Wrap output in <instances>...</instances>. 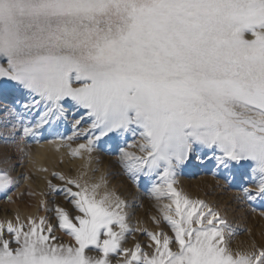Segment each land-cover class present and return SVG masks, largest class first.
Returning <instances> with one entry per match:
<instances>
[{
  "label": "snow or ice",
  "instance_id": "snow-or-ice-1",
  "mask_svg": "<svg viewBox=\"0 0 264 264\" xmlns=\"http://www.w3.org/2000/svg\"><path fill=\"white\" fill-rule=\"evenodd\" d=\"M5 90L20 98L0 122L4 143L16 142L18 128L21 139L34 136L76 112L79 132L67 139L86 143L73 156L93 153L103 137L139 136L128 147L141 154L119 149L122 167L134 182H152L157 201H171L160 211L174 235L145 231L152 254L125 248L140 231L127 204L101 195L102 183L61 175L77 190L57 191L77 214L57 207L56 225L0 222V264H113L121 256L116 264H264V245L233 250V226L175 186L191 154L208 150L218 167L243 170L255 185L242 187L246 200H264V0H0ZM15 183L0 172V191Z\"/></svg>",
  "mask_w": 264,
  "mask_h": 264
},
{
  "label": "rangeland",
  "instance_id": "rangeland-1",
  "mask_svg": "<svg viewBox=\"0 0 264 264\" xmlns=\"http://www.w3.org/2000/svg\"><path fill=\"white\" fill-rule=\"evenodd\" d=\"M19 98L18 94H13L7 90L0 93V122L10 119L7 117V110L12 108L14 100ZM4 105L9 107H5ZM69 106L70 105H66L68 108ZM32 119V116L26 117V120ZM69 119L70 117H68V120ZM68 120L58 126L55 125L59 133L61 132L60 126H62V124H68ZM41 129L42 127L35 129V133L37 134ZM4 132L5 129L3 125L0 124V172L7 173L16 183L6 194L2 191L0 200L12 207L14 211L15 207L27 209V211H31L33 208L37 207L38 212H44V215H46L47 210L45 209H47L49 203L46 198V191L51 186L49 185L51 184L50 182L54 179L52 173L55 169H51L52 171L48 168L42 169L45 176L41 179V181L44 180L42 181L43 184H40L29 178L30 175L33 174L36 166L34 164H32V166L29 165L27 170L23 171L25 175L21 178V183L18 182L19 177L17 176V168L21 166L24 158L31 154L29 145L32 144V140L35 139L36 134L21 139L20 137L23 134L18 128L17 132L14 134L16 142L4 143ZM216 155H219V153ZM108 167L109 170L105 173L104 178L114 183L113 192L117 193V189L124 190L125 199L121 197L120 199L127 204L125 209L128 210L130 205H137L138 208L135 213L138 214V219L144 223L147 229L157 228V230L153 232L160 233V231H163L170 236L174 235L169 228L170 226H165L164 223L161 224L160 219L163 218L160 211L161 204H154L152 200H147L143 196V192H146V188L152 187V182L148 181V183L144 182L145 184H143L142 180H140L138 184L131 180L128 175H124L122 169L118 166L109 164ZM45 170H48L49 174H45ZM241 171L243 170H238L236 168L231 170L224 169L222 165L218 167L210 151L197 150L191 154L189 159L182 166L180 175L177 178L185 181L184 186L188 190H191L194 194V199L205 201L212 208L218 210L221 216L233 226L236 230L234 238L231 240V247L233 250L247 251L253 243L264 245V200L257 197L254 201H248L243 197L241 191L242 187H249L254 191L255 185L252 184L246 176L242 175ZM196 180H198V183L195 182ZM36 185L38 187L41 185L43 186L37 188ZM218 190L221 191L219 195L217 194ZM8 197H11V199ZM130 210L131 209L128 211V215L132 212H130ZM35 219L39 220L38 217ZM23 220L24 219H22V221ZM157 221H159V223H157Z\"/></svg>",
  "mask_w": 264,
  "mask_h": 264
},
{
  "label": "bare ground",
  "instance_id": "bare-ground-1",
  "mask_svg": "<svg viewBox=\"0 0 264 264\" xmlns=\"http://www.w3.org/2000/svg\"><path fill=\"white\" fill-rule=\"evenodd\" d=\"M245 38L250 39L253 37H251L250 35H246ZM4 106L9 107L7 105ZM69 108L71 112L72 111L71 106H69ZM80 114H81L80 112H76L75 116L70 114L69 115L70 119L68 120L69 123L62 124V126H60L61 128L60 133L55 128V125L43 126L42 129L37 132L35 139L32 140V144L29 145L31 154L27 155L24 158V161L23 162L21 161L22 162L21 166L17 168L18 170L17 176L19 177L18 182L21 183V178L25 175L23 174V171H26L29 165L30 166H32V164L36 165L34 168L36 171L34 170L33 174L30 175L29 178L35 180L34 182H39L40 184H43L42 181L44 180L41 181V179L44 178L43 176H45L43 174L42 169L44 168H48L49 170L55 169V171H53L52 173L54 179L53 181L50 182L51 184L49 185L51 186L46 191L47 192L46 198L49 201L47 205V209H45L47 210L46 215H44V212L43 213L38 212L37 207L33 208L31 211H27V209H20L15 207V211H14L12 207L6 205L4 201L0 200V222H6L11 220L15 223L17 216L20 217L21 221L22 219H24L23 221L25 222L28 220V218L35 219L36 217L40 218L46 216L45 218L49 219L53 225H56L58 223V217L55 212V209L57 207L67 210L70 213V215L77 214L74 211V206L69 203V199L65 196V194L57 191V189H63L65 187H73L71 185H66L65 180H61L59 178L61 175L66 178L67 177L79 178L82 183L87 181L88 184L90 185L94 183H102L104 186L101 187V189L99 190L101 195H103V193L107 191L113 194L114 196H118L119 198L121 197L125 199L124 190L117 189V193L113 192L114 183L110 182L109 179L104 178L105 173H107V171L109 170L108 167L109 164H114L118 166L120 169H122L124 175H127L121 164V153L119 149L126 148L127 151L141 154L139 152L138 147H128V145L133 144L134 140L138 143L142 142L141 138L139 136L133 137L131 135H128L125 137H121L117 142L114 140H110L107 137H103L101 138L100 141L97 142V148L93 153L89 154L87 152H83L80 156H73L71 154L72 149L78 147L80 143H86V140L82 136L79 138L74 137L72 140L67 139L68 137L73 136L74 132H79L78 128L73 127V120L74 118H79ZM84 127H87V124H84ZM69 145H71V147H69ZM47 171L45 172V174L46 173L49 174V171L48 172ZM141 180L143 184H145L144 182L148 183L149 181L146 178H141ZM177 180L178 183L175 186L183 193L187 194L190 198L194 199V194L191 192V190H188L184 186L185 181L180 178H177ZM195 182L198 183V180H196ZM42 186L43 185H41L40 187ZM40 187L37 186V188ZM151 189L152 187H148L146 188V192H143V196L147 200H152L154 204L171 202L167 198H165L162 201H157L154 198V196L151 194ZM73 190L76 191L77 189L73 187ZM220 193L221 191L218 190L217 194L219 195ZM1 194L2 191H0V195ZM137 208H138L137 205H130L128 207V210L125 209V212L127 214L129 209H131L130 212L132 211L128 215L129 217L128 223L130 227L138 228L140 229V231H136L130 234L127 240L124 242L123 246L125 248L134 250L136 244H140L143 251L152 254L154 253V245L153 247H149L148 245L152 244L153 242L150 241L148 236L144 235V232L145 231L149 232V230L150 232H153L157 230V228L147 229L144 223L138 219L137 216L138 214L135 213L137 211ZM133 212L135 213V215ZM160 220H161V224L164 223L165 226L166 225L169 226L167 222L164 221L163 218H161ZM114 230L118 231L119 229L114 226ZM55 235L59 237L60 240L63 241L65 244H72L75 246L74 239L71 236L66 235L64 231L59 229L58 227L55 230ZM104 238L107 237H102V239ZM173 250L174 251L177 250V247L174 246ZM91 254L102 255V253H97V252H92ZM122 260H123V256L117 257L116 260H114L113 264H116V261H122Z\"/></svg>",
  "mask_w": 264,
  "mask_h": 264
}]
</instances>
